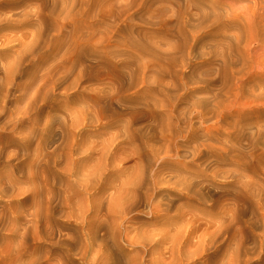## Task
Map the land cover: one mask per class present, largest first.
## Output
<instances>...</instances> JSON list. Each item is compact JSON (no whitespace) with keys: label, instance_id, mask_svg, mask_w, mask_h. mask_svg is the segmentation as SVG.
Here are the masks:
<instances>
[{"label":"rangeland","instance_id":"1","mask_svg":"<svg viewBox=\"0 0 264 264\" xmlns=\"http://www.w3.org/2000/svg\"><path fill=\"white\" fill-rule=\"evenodd\" d=\"M148 2L147 7L152 4L153 12L138 8L131 12L132 17L127 18L126 22L117 20L116 23L115 16L108 21L112 23V28L97 30L95 27L73 28L71 24L63 26V21L71 18L56 16L53 19L50 15H45L47 13L40 6H51L52 0H0V78L5 77L6 68L16 69L17 64L19 71L14 75L19 83H30L34 74L39 78L49 74L55 78L64 76L66 86L71 89L65 90L64 86L50 92L47 100L40 104L42 122L48 119V114L51 120H61L64 117L69 126L73 119L80 121L77 140L84 143L85 147L91 145L99 151L103 148L113 150L111 140L122 135L113 144L117 145L115 155H109V161L116 160V167L109 168L103 176L104 182L114 180L109 186L112 188H116L122 180V173L116 169L121 166L133 167L139 155L149 152L150 146L155 145L156 135L148 131L165 124L167 115L171 114L170 122L183 130L178 139L181 154L185 156L181 164L191 166L189 172H204V178L208 172L201 164V156L208 159V166L219 164L225 176H214L204 183L222 205L237 208L240 206L237 200L241 190L239 178L246 173L248 176L252 175L242 170L240 161L234 158L237 153L235 151L233 154V150L242 149L245 153L256 155L253 164L255 173L257 171L258 174H255V179L259 182L264 180V68L251 69L264 66V0ZM189 10L194 14L193 22L200 29L196 43H193L194 35L188 30L177 33L178 29L183 28L177 25L176 20ZM178 34L182 36L181 42L188 41L181 48L192 55L185 60L189 64L183 63L182 53L177 51L178 61L163 60L161 63L165 72L168 70L171 76H167L164 82L177 87L171 102L162 106L163 100L167 99L166 94L159 92L154 85L141 83L143 65L146 59L149 61L148 56L133 49L128 40L155 45L167 56L175 46L168 45L167 42L178 41ZM224 58L227 62L237 60L240 64L246 63L249 68L245 75L233 78L224 74ZM149 68L158 69V66L151 64ZM146 74L144 78L149 79L151 75L148 72ZM135 77L136 80L139 77L138 85L131 88V79ZM24 89L13 87L9 91L6 105L8 109L23 107L16 100ZM155 98L159 99V106L148 107L149 102ZM173 109L175 112H171ZM85 112L98 118L93 123H82V114ZM30 114L33 118L39 115L34 111ZM25 117L24 126L28 129V116ZM208 125L214 127L209 129ZM55 127V134L51 139L42 130L36 131L32 135V150L28 152L36 154L37 150H41L38 159L40 168L30 170L38 175L41 187L36 195V205H46L49 199L51 207L60 211L68 210L67 200L80 204L87 197L74 183L72 172H81L83 166L99 165L101 161L95 155L90 162L83 163L82 157L85 154H79L72 158L66 155L60 158L63 165L51 162L47 155L52 157V153L60 146V130L57 125ZM129 128H134L135 131L141 129L146 134L142 137L140 131H136L132 135ZM127 129L131 131L128 138L123 136ZM29 132L30 130L20 132L18 129L9 136L19 139ZM66 132L72 139L73 130ZM42 135L44 136L41 137ZM253 142H256V148L252 147ZM24 146L22 144L20 150ZM14 149V146L10 148L11 151ZM20 158L24 157L20 155ZM173 160L175 158L171 161ZM7 167L11 165L0 160V175H6L5 178L12 174L6 170ZM28 171L29 169L13 172L20 181V188L28 186ZM173 189L172 185H164L160 191L166 196L175 197L172 199L176 205H191V209L195 208L196 216L201 219L215 218L217 211L214 207L209 209L211 213L206 214L207 216L201 212L212 202L199 203L193 199L187 203V198L183 196L185 194L180 195L178 188L172 192ZM110 197V190H105L101 196L103 213L106 212ZM163 203H168L167 198ZM31 207L0 198V210L5 209L7 218L6 228L0 232V264H35L45 255L55 260L65 255L66 250L62 244H45L37 248V243L30 236L23 242L21 233L26 226L17 225L11 214L15 209L23 211L30 210ZM241 209L248 208L241 205ZM53 217L52 221L58 226L54 227L56 232L71 234L68 224L73 222L72 219L57 215ZM150 220L151 216L140 213L135 221ZM235 226L239 228V225ZM14 227L20 231L19 236L12 234ZM45 259L48 258L41 260V264H51ZM255 259H259L256 264L259 261V264H264V246L263 252Z\"/></svg>","mask_w":264,"mask_h":264},{"label":"bare ground","instance_id":"2","mask_svg":"<svg viewBox=\"0 0 264 264\" xmlns=\"http://www.w3.org/2000/svg\"><path fill=\"white\" fill-rule=\"evenodd\" d=\"M148 3V0H52L51 6L45 4L40 6V9L53 19L56 16L64 17V19L71 18L69 21H63V26L71 24L73 28L80 26L84 29L95 27L97 30H107V28H112V23H108V21L115 16H117V23V20L126 22L127 18L132 17L131 12L138 8H146L147 11L153 12L152 4L147 7ZM193 16V12L189 10L176 20L177 25L183 28L178 29L177 33L188 30L194 35L193 43H196L200 29L193 22ZM77 18L80 20L78 21ZM203 23H206V18ZM181 38L182 36L178 34V41L167 42L168 45H175L172 47L173 51L167 56L155 45L128 40L133 49L148 56L149 61L146 59L143 65L144 73L141 83L154 85L159 89V92L166 94L167 99L163 100L162 106L171 102L170 99L176 95L177 87L171 86L169 82H164L167 76H171L168 70L165 72L161 63L163 60L176 62L179 58L178 53H182L183 63L189 64L185 60H188L187 57L192 55L191 52H185L181 48V45L186 46L188 43L187 40L181 42ZM151 64L158 66V69H150L149 65ZM227 68H231L229 74ZM248 68L246 63L240 64L237 60L227 62V59L224 58L223 73L230 77L243 76ZM253 68L260 70L264 66L251 67V69ZM17 71H19L18 64L16 69L6 68L5 77L0 78V160L11 165L6 170L12 173L7 178H5L6 175H0V198L16 201L24 207L33 206L30 210L15 209L11 214L17 225L26 226L22 228L24 232L21 233L23 242L26 237L30 236L37 243V248L45 244H62L65 247L64 256L55 260L45 255L43 257L48 258L45 259L46 261L51 264L257 263L259 259L255 258L263 252L264 246V180L259 182L255 179V174H258L257 171L255 173L253 164L256 155L245 153L242 149L233 150V154L235 151L237 153L234 158L238 162L240 161L242 170L249 172L252 176H248L246 173L239 178L241 190L237 200L240 206L236 208L222 205L221 201L216 200L210 193L204 182L214 176L224 177L225 172L220 169L219 164L208 166V159L203 156L200 157V160L203 161L201 164L207 169L206 178H204V172H189L191 166L181 164L185 156L181 154V145L178 143V139L182 136L183 130L179 125L170 122L171 114H168L165 124L148 131L156 135L155 145L150 146L149 152L146 151L139 155L133 167L121 166L116 169L117 172L122 173V180L116 185V188L109 187L114 180L104 182L103 176L109 168L116 167V160L109 161V155H115L114 151L117 145L113 144L118 138H122V135L111 140L110 144L112 143L113 150H108V152L103 148L99 151L91 145L85 147L84 143L77 140L80 133L77 131L80 121L73 119L69 126L64 117H61V120H51L48 114V119L42 122L43 112L40 104L47 100L50 92L64 86L65 90L71 88L66 86L67 81L64 76L55 78V76H51L52 74L41 78L34 74L30 83H19L15 80L14 75ZM147 72L151 75L149 79L144 78L147 76ZM138 80L139 77L137 80L136 77L131 79V88L138 85ZM13 87L18 90L25 88L16 100L17 103L23 104V107L8 109L6 106L7 97ZM154 100L149 102L148 107L157 108L159 106V99L155 98ZM33 111L39 113L35 118L30 114ZM171 112H175V110L173 109ZM25 116H28L29 120L28 129L24 126ZM82 116H84L82 123H93L98 118L86 112ZM52 118L55 119L53 116ZM55 125L60 130V135H58L60 146L52 153V157L47 155L51 162L63 165L60 158L65 155L72 158L79 154H85L82 157L83 160L81 159L83 163L90 162L95 155H98L101 161L99 165L83 166L81 172H72L75 178L74 183L79 190L86 193L87 197L82 199L80 204H75L74 200H67L68 210L60 211H55L51 207L49 199L46 205L43 203L36 205V195L41 187L37 179L38 175L30 170L40 168L38 159L41 150H37L36 154L28 152L32 150V135H35L36 131L42 130L43 133L45 132L44 135L51 139L55 134ZM213 127V125H208L209 129ZM74 128L76 129L74 130ZM18 129L20 132L23 130H30V132L19 139L11 138L10 133ZM70 129L74 132L72 139L66 132H69ZM129 129H131L132 135H135L136 131H140L142 137L146 134L141 129L136 131L134 128ZM129 129L126 130L127 134L123 133L124 137L128 138V134L131 132ZM144 129L146 130V128ZM255 143H252L253 148H256ZM22 144L25 146L20 150ZM13 146L15 149L11 151L10 148ZM20 151L26 153H20ZM20 155L24 158H20ZM173 158L175 160L171 161ZM20 159L23 160L20 161ZM25 169H29L26 173L28 186L23 189L18 186L20 181L15 178L13 172H24ZM164 185H172L175 188L172 192L178 188L180 195L185 194L183 196L187 198V203L193 199L199 203L212 202L201 212L207 216L206 214L211 213L209 209L214 207L217 211L214 215L215 218L201 219L196 216L195 208L191 209V205H176L172 199L175 197L161 193V187ZM105 190L111 191V197L105 208L106 212L103 213L101 211V196ZM165 198L168 203H163ZM241 205L248 209H241ZM4 211L5 209L0 210V232L6 228L7 218ZM140 213L151 216V220L136 222ZM54 215L73 220L68 224L71 234L66 235V233L55 231L54 227L58 226L52 221ZM235 225H239V228ZM11 231L13 235L19 236L20 231L16 227ZM129 254L133 255L126 258L125 255ZM41 260H37L35 264H41Z\"/></svg>","mask_w":264,"mask_h":264}]
</instances>
